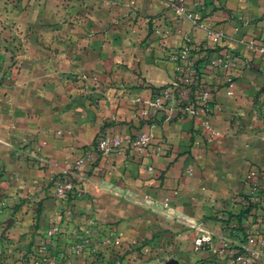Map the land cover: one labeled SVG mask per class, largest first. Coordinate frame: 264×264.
Listing matches in <instances>:
<instances>
[{
  "label": "crops",
  "instance_id": "crops-1",
  "mask_svg": "<svg viewBox=\"0 0 264 264\" xmlns=\"http://www.w3.org/2000/svg\"><path fill=\"white\" fill-rule=\"evenodd\" d=\"M171 1L178 0H32L52 20L31 33L27 47L35 55L22 61L51 71L46 87L32 84L26 111L32 118L14 111L11 133L0 138V164L13 173L9 190H53L51 177L72 169L99 136L150 132L152 143L165 145L163 156L115 151L73 175L76 218L87 225L115 224L127 236L141 218L144 234L180 227L179 234L167 232L179 264H233L217 252L227 240L233 246L245 240L213 216L229 211L231 199L246 192L253 167L264 188V57L249 47L264 38V0H181L187 11L195 2L204 4L202 17L224 33L217 46L238 59L231 93L225 87L215 93L210 122L219 136L211 142L189 118L151 123L135 117L138 102L173 80L177 47L214 46ZM25 88L15 87L17 97L25 96ZM24 150L32 156L19 154ZM57 210L51 204L47 215L56 219ZM178 216L209 231L211 244L196 249L199 229ZM250 264H264V258Z\"/></svg>",
  "mask_w": 264,
  "mask_h": 264
},
{
  "label": "rangeland",
  "instance_id": "rangeland-1",
  "mask_svg": "<svg viewBox=\"0 0 264 264\" xmlns=\"http://www.w3.org/2000/svg\"><path fill=\"white\" fill-rule=\"evenodd\" d=\"M48 15L32 0H0L1 139L11 133L15 110L22 116L26 114L28 120L32 118L26 112L32 84L46 85L43 80L51 68L31 67L22 59L35 55L27 45L31 33L42 32L46 22L52 20ZM42 40L47 42L44 37ZM21 85L26 86L25 96L17 97L15 87ZM12 174L0 164V264H168L173 260V249L169 247L173 235L167 232L179 234L180 227L166 225L160 231L144 234L146 218H141L127 236L115 224H83L72 208L79 190H74L72 196L57 190H9ZM51 204L57 206L56 219L47 215ZM222 212L227 211L219 214Z\"/></svg>",
  "mask_w": 264,
  "mask_h": 264
},
{
  "label": "built area",
  "instance_id": "built-area-1",
  "mask_svg": "<svg viewBox=\"0 0 264 264\" xmlns=\"http://www.w3.org/2000/svg\"><path fill=\"white\" fill-rule=\"evenodd\" d=\"M169 5L179 16L187 18L194 26L204 30L214 46L210 47L211 50L208 49L209 47L187 43L177 47L172 53L173 80L163 88L154 90L148 99L138 102L135 117L137 120L151 123L156 121L168 123L189 118L199 124V129L205 133V140L211 142L219 136V131L210 122V117L216 109L215 93L221 87L229 89L228 94L231 93L237 74L238 59L229 51L218 49L220 47L217 44L222 40L224 33L215 29L202 17L204 4L195 2L193 11H187L181 0L171 1ZM249 47L264 57V38L259 42H251ZM151 140L150 132H141L133 137L121 132L99 136L95 146L86 149L75 160L72 169H65L51 177L53 190H57L59 194L65 192L67 196H72L76 190L73 175L83 171V166L93 162L97 157L115 151L131 150L136 156L146 157L164 154L165 145L161 142L152 143ZM22 153L32 156L25 150L19 152ZM258 175L257 171H252L245 179L248 184L246 192L231 199L232 207H236L238 203L246 204L247 199L262 207L260 214L250 224L249 220H242L247 227L246 240L237 243L236 246L232 245L231 240H227L217 252L220 256L230 257L233 264H250L254 258L259 256L264 258V228L261 225L263 223L261 214L264 212V188H261V183L257 182ZM178 219L201 232L194 239L196 249H203L211 244L212 234L201 228L200 224L182 216H178ZM222 225L229 233L235 232L238 228L237 223L232 220Z\"/></svg>",
  "mask_w": 264,
  "mask_h": 264
},
{
  "label": "trees",
  "instance_id": "trees-1",
  "mask_svg": "<svg viewBox=\"0 0 264 264\" xmlns=\"http://www.w3.org/2000/svg\"><path fill=\"white\" fill-rule=\"evenodd\" d=\"M209 50H211V48H208ZM219 50H223V48H218ZM165 86V85H164ZM164 86L161 87H157L154 88L156 89H160L163 88ZM93 146H95V143L93 144ZM162 156L164 154H161ZM100 157H97L93 162L91 163H87L85 165H89L92 166L96 161L99 160ZM244 198H247L246 195H243ZM236 209L234 210H229L227 212H222L223 215L220 216V219L217 218L219 212H215L213 218L216 220H220L222 223L228 222L230 220L235 221L238 225L237 228V232L239 231V233L241 234V237L244 240H246L247 237V227L245 224H243L242 220L243 219H248L249 221H254L255 217L259 215V212L261 210V208L259 206H257L256 203L252 202V201H248L247 199V203L246 204H242V203H238L237 206L235 207ZM264 215V214H261ZM252 219V220H251Z\"/></svg>",
  "mask_w": 264,
  "mask_h": 264
},
{
  "label": "water",
  "instance_id": "water-1",
  "mask_svg": "<svg viewBox=\"0 0 264 264\" xmlns=\"http://www.w3.org/2000/svg\"><path fill=\"white\" fill-rule=\"evenodd\" d=\"M168 264H179V263H178V261H176V260L173 259V260H170V261L168 262Z\"/></svg>",
  "mask_w": 264,
  "mask_h": 264
}]
</instances>
